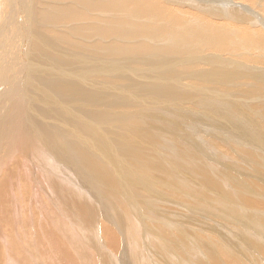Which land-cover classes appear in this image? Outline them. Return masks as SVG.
<instances>
[{
    "label": "rangeland",
    "instance_id": "rangeland-1",
    "mask_svg": "<svg viewBox=\"0 0 264 264\" xmlns=\"http://www.w3.org/2000/svg\"><path fill=\"white\" fill-rule=\"evenodd\" d=\"M8 1L9 0H5V1L0 0V8L1 7L3 8V9L2 8L0 9V17L2 15V13H5L3 11L8 10V8H9V6H8L9 3L7 4ZM20 1H22V0H20ZM82 1H86V0H82ZM91 1H95V0H91ZM158 1H160L161 3L171 7V11H172V15H173L171 17L173 19L176 20L177 17L175 15H178V17H180V19L186 21V23L178 22L177 29L178 28L180 29L181 27L187 26V25L191 26L190 24L193 23V25L198 26L197 30H202L205 34L214 35L215 28H219L221 26L222 29L220 31L223 30V32L225 31V34L227 33L226 35H227L228 42L226 44V47L221 49L217 44L206 43L205 42L206 40H204V39H200V41L197 39H193L192 36L190 35V32H189V34H188L189 41H185L181 45L182 48L187 47L188 51H185V53L182 54L181 56H179L176 59V61H175V59L172 60L171 63L169 64L170 66L168 65V66H166V68L162 67L160 71L159 70L156 71L157 66L164 65V64L162 63L163 58L160 57L157 53H156L157 55L152 56L153 54H155L153 52L152 53L146 52L143 55H139L138 57H136L139 60V62H136L134 64L132 63L130 65L124 61H123L124 63L121 61V60L125 59L122 55L114 57V56H112V54L108 53V55H106V54L99 55V56H102L103 58L95 56L94 55L95 53L105 52L106 50L103 51V48L109 47L110 45H114V44L116 46H120V45H124V43H125L124 46L128 45V46H132V47H138V46H140V43H142V45H143L144 42L146 43V44L144 43L145 46H147V45L151 46L152 44L150 42H147V40H145L144 37H142V36L141 37L135 36L136 38H130V37L125 38L124 36H122V37H118L115 35L106 36L104 34H103V36L101 34L88 35L87 32H84L87 35L77 34L76 32H74L75 29H77V28L79 29L81 27L80 25H82L84 28H86L85 30H87L88 25H90V23H96L94 21V19H97V18L102 19V21L98 20V21H101V23L100 22L97 23L98 25H101V26H102V24H103V26L109 25V21L106 20L105 15H102L98 12H92V11H91L92 13L89 12L88 9L85 8V5L80 3V0H27V2H25V4L20 3L21 7L19 6L18 3L14 7V10L17 12L16 18L14 21H16V22L18 21L17 22L18 24L16 22L12 21L11 24L13 25V23H14V25L11 27L14 29V35L15 34L16 35L14 36L12 34V30H10V28H9V30H6L5 32H4V28H3V31H2V35H3V33L5 34V35H3V37L5 36L4 37L5 40L8 39L6 41V44H7V46L9 45L8 46L9 48L7 47L8 51L5 54L9 53V56L11 57V62H12V63L11 62L9 63V62L4 61L3 64H4L5 68H7L9 66L7 68L8 69L7 73H8V76H10V77L5 78V74H3V77L0 76V82H1L0 84L6 83L7 81L12 82V84L14 83L15 85L18 86V89L15 91L16 93L12 96V99H9V101H11V102L13 101L12 103L8 101L9 104L7 103L6 96L1 91L2 88L0 90V108H3L2 110L0 109V133L4 132L2 130V127H4L3 126L4 122L6 121V119L9 116H11V114L8 112V109H10L11 106L21 105L23 107L24 112L22 113V116L20 118H21V121H23L25 123H26V118H28L26 116V109L28 106L30 107L31 115H32L33 111L36 109V107L40 108L42 106L43 107L46 106L45 104L43 105V102L41 100L42 95H43L42 93H44V92L40 91L41 93L39 92V93L35 94L38 88H40L42 90H44L46 88V91L44 94H46V93H47L46 95H48L49 93L53 94L55 96L54 100L58 101V104H59V102L62 103V104L60 103L62 108H69L68 119L66 121H63L62 117H60V118H54V117L50 118L48 116L44 117V115H42L41 113H39L37 111L36 113H38V115L40 114L39 118L42 117V120L44 119L45 121L48 122L46 124L48 125L49 128H47L48 130H46V131H49L52 134H54L56 139H57V137H59V139H61V140L65 139L64 138L65 133L63 134L62 131L68 132L69 129H66L65 126H62L61 127L62 131L60 130V132H58L57 130H53L52 126H61V124L62 125L66 124L68 127H71L72 129H74L75 132H77V134H76V137L78 136L77 138L75 137V135L71 136V138L74 141H75V139L77 140V141H75V142H77L75 144H83V147H82V145H80L82 148L78 147V149H81L82 151H84L86 153L88 151L87 148H84V147H86L84 145L86 141H88V142L91 141L92 144H94V145L96 144V146H98L99 148L104 147L103 150L104 151L107 150V152H105V153L103 152V153H101V155L96 154V153L88 154L89 151L87 154H88V157H90V158L96 157L98 159L99 164L102 166V168L104 167L103 170L105 172V175L108 178H110L112 176V178L115 180V181L113 180L112 182H113V184H115L114 188L117 191H115V193H114V191H112L113 190V188H112L111 191L106 192V190H103L100 183H98L96 181L94 182L93 177H91L89 175L85 176V173L82 172V171H84V167H85L83 162L80 163L81 166L83 165L82 166L83 168H80L81 166L80 167L78 166L80 168L78 170L75 168L70 169L71 167H69L67 164H65L64 161L57 160L53 154H51L50 152H47V150L42 149L43 153L44 154L46 153L45 156L50 160V162L54 163L53 165L57 166L56 168L59 169V168L64 166L62 169H59V170H60V175H62V177H64L66 179V181L70 182V183H68L69 186H67V187H69V188L71 186L74 187L72 189H78V187H79L78 191L79 190H80V192L82 191L81 192L82 194L87 195V196L90 195L89 199L83 198L81 196L87 203H90V202L93 203L95 201H99V199L102 198L101 201H103V200L106 201L108 203V207L106 209L100 208L98 206L99 205L98 202H95V203L90 204L88 206V204L85 201H83V199H82L81 203L78 200L77 201L78 203H76L77 204L76 207H74L75 209L72 208V209H74L73 211L66 213V211L64 210V214L65 213L66 214L62 215V218H61V216L59 217V219L61 218L64 220V223L62 224L63 230L62 229L59 230L56 228V225L51 222V220L53 222L55 221V214L53 212H56V211H54L53 206H52V208L47 207L49 209L47 211V213L45 212L46 210H41L40 203L36 204L34 206L32 204V201L34 202L36 200L38 201L41 199L45 203L46 202L45 197L44 198L32 197L33 195H32V191L30 188L31 184L26 183L23 185L20 182L18 184V189H16L13 192V195L15 196V200L19 206L18 207L19 211H20V212H18L20 214L19 220L15 219L16 221L13 220V223H12V221L8 222L9 218L7 219V217H6L5 220H7V221L3 222L4 216H0V217H3V218H1V224L4 226L3 227L1 225V231H2L3 237L8 238V237L13 236V238H12L13 241L11 240L12 241L11 245L10 244L3 245L1 240H3V242H4V241H6V239H4V238L2 239L0 236V239H1L0 240V247L3 246L2 250L4 251L5 256L6 257L8 256V258L10 259L9 264H32L31 262H33V264H37V263L41 264V262H43V260L46 261L49 258V256H48L49 254H47L48 258H46V259H44V257H46L44 255H45V253H48L50 249H52L51 247H53V245L57 246L58 250L62 249L59 251V253H61L60 254L61 256H58L59 258L58 259L56 258L55 260H54V258L52 259L50 257L48 259V261H46L45 264H57V263L58 264H67V263L68 264H81V263L82 264H89V263H91V264H93V263L94 264H105V261H106V264H118V263L119 264H213V263L214 264H264V260H263L264 259L263 258L264 257V180H263L264 179V89H263L264 88V76H263V73H264V53L262 52L263 50H261V49H264L263 48L264 45H261V43L263 42L264 39L256 41V39L254 38V36H257V35L263 36V38H264V14H262L259 11V9H262L264 7V0H249V1L248 0H228V2L230 3V6H228V8L223 7L225 5H223L221 0H212L211 3L209 1L205 4H201L203 8H206L205 5H210V4L211 5L209 7H212V4H213L216 8L213 7V10H212L213 13L212 14H210L211 12H207L206 9L201 10L199 7H198V9H194L195 7L192 8V7L188 6V0H172L171 2L167 1V0H158ZM53 3H55V4H53ZM50 7L51 8H53V7L54 8H64V7L65 8L71 7L72 8L73 7V9L75 11L77 10V12L83 13L84 14L83 17L85 19L64 20L65 22L64 21H57V22L56 21L55 22L54 21H46L45 22V21L40 20L38 18L40 13L44 12V10H46L47 8L49 9ZM27 9H29V10H27ZM83 9H84V11H83ZM224 9H227V10L224 11ZM11 10L8 13L6 11L8 19L11 18L10 17ZM28 12H30L32 19L29 18L28 19L29 21L27 20V24H26V23H24L25 17H22V14L27 15ZM179 12L185 13L186 16H181V14ZM187 13H188V16H187ZM36 14H37V16H36ZM93 14H95V15H93ZM96 14H98V15H96ZM101 15H102V17H101ZM216 15L217 16L220 15V16L217 17ZM257 15H259V16H257ZM108 17H109V15H108ZM190 17H192V18L194 17V18L190 19ZM199 17H200V19H197ZM89 18H91V19H89ZM103 19L106 21V23H102V22H104ZM173 19H171L172 22H173ZM71 21H73V22H71ZM75 22H76V24H75ZM198 22H200V23H198ZM145 23L148 26L152 25L150 22L144 21V24ZM1 24L3 25L2 21L0 20V25ZM21 25L23 27H21ZM54 25H55V27H54ZM71 25H73V26H71ZM26 26H27V28H25ZM31 26L35 27L36 31L38 33H40L42 39L46 40L48 38L47 39L48 42L51 41L53 46L57 47V45H59L60 47L58 46V48H62L63 50H66L68 48L64 52H58L56 54H54L55 52H53L54 55L52 54L57 59L64 58L63 60H65V61H67L69 59L70 61L69 60H68L69 62L67 61L69 64L68 66L63 67V66H60L59 64H57V65L53 64L52 65L51 62H49L43 58H40L39 60L36 61V59H38V58H33L32 56L31 57L29 56L30 48H32L31 44L34 43V42H31V39H30V37L33 36L32 34L34 32V30H33L32 34H31V31H30ZM83 27H81V28H83ZM104 28H106V27H104ZM246 28H247V30H246ZM27 29H28V32H27ZM177 29H176V32H177ZM233 29H235V30H233ZM25 30L27 33L25 35H23L25 33ZM226 30H227V32H226ZM242 30H244V32H246V33H244ZM249 31L250 32L253 31L252 36L249 35ZM245 35L248 36L249 38L246 37ZM23 36L30 39L31 43L28 46V49H27L28 51L26 50V48H24L23 43L20 42L22 40ZM43 36H44V38H43ZM45 37H47V38H45ZM111 37L113 39H111ZM251 38L253 39V41ZM89 39H90V41H88ZM141 39H144V40H141ZM160 39L161 40H157L156 44L157 43H158V45L167 44V41L165 40V36L160 37ZM245 39H247V40H245ZM254 39H255V41H254ZM244 40L248 43L247 44L248 46H249V43L252 42L254 44L253 47H251L249 49L248 46L245 44L246 42ZM243 41H244V43H243ZM74 42H75V44H74ZM131 42H133V43H131ZM240 42H241V44L239 45ZM70 43L72 46L70 45ZM137 43H139V44H137ZM108 44H110V45H108ZM133 44L134 45L136 44V45L134 46ZM101 45H103L102 48H101ZM241 45H244L245 47L241 46ZM255 45H256V47H255ZM215 46H217V47L215 48ZM73 47L74 48L76 47V49L74 50ZM202 48H203V50H202ZM244 48H245V50H244ZM246 49H248V50H246ZM4 51H5V49H4ZM20 51H22V52H20ZM24 51H27L28 54H26ZM17 52H20V54ZM48 53H50V52H48ZM61 54L63 56H60ZM26 55H27V58L25 57ZM132 56H136V55H132ZM166 58H169V57H166ZM160 60H161V62H160ZM71 62H72V64H71ZM121 62H122V64H121ZM154 62L156 64H154ZM158 62H159V64H158ZM102 63H104V64L102 65ZM112 63L117 64V68H119L120 72H121V70H123V72H121V73L117 72L116 75H112L111 77H110V75H108L104 72H98L97 73L96 67H107L108 65H110ZM93 65H95V66H93ZM148 65L152 66V68H150L148 70L150 75H145L144 73H142V71L144 69L149 68ZM4 66H3V68H4ZM124 68H126V69H124ZM141 69H143V70H141ZM173 69H175L176 71ZM77 70H79V71H77ZM169 70L170 71L173 70L172 73H174V75L170 76V74L168 73ZM209 70H217V71H219V73L214 71L215 72V74H214V72L212 73V71H211L208 74ZM227 70L228 71H234V72H237L239 70V72L241 73V74H239L240 80L238 82H234L233 84H230L229 86H226V87L220 89V87L217 84H214L215 80L212 81L214 84L213 85L211 81L208 82L207 78H205L206 73H207V75H210L212 73L213 76L212 75H210V76H212L213 78L216 77L217 74L219 76H221L222 73L223 74L226 73L225 74L226 80L225 79L223 80V82H226L227 80H229V78H227L228 77L227 76ZM249 70H258V74L262 75V76L261 75L256 76V77L261 76V80L258 84L254 81V79L253 80L249 79L247 81L246 78L244 77V75L246 76V74L249 72ZM5 71H7V70H5ZM88 74H91V75H88ZM153 74H157V76L156 77L151 76ZM50 75H52V76H50ZM82 75L85 79L81 78L82 79V81H81V80H79L78 76H82ZM54 76H56L57 79L54 78ZM125 76L126 77L129 76V78H126ZM133 76H134V78H133ZM235 76H238V75L236 74ZM62 77H64V78H62ZM97 77H99V78H97ZM130 77H132V78H130ZM124 78H126V79H124ZM157 78H159L161 80L165 79V81L167 79H176V80L180 79L179 80L180 82H179V84L176 83L175 85L172 83L163 84L161 82H157L156 80H154ZM220 80H221V78H220ZM220 80H219V82H222ZM68 81L71 84H73V86H74V88L73 87H71V88L79 91V93H76V95L82 96L83 94H87V95L91 96L90 99L85 98V97L84 98L83 97H75V95L73 94L72 97H75L76 100L70 101L68 96H66V94H65L66 93V87H68L66 82H68ZM83 81H85V82L88 81V84L82 85L81 82H83ZM97 81H99L101 84L99 82L97 83ZM121 81H123V82H121ZM128 83L129 84L131 83V85L132 84H134V85L129 86ZM102 84L104 86H100ZM108 84H109V86H108ZM122 84H123V86H121ZM125 84H127V85H125ZM183 84H184V86H182ZM235 84H237V85H235ZM242 84L245 86H243ZM23 85H29V86H33V87H31V90H28V91H25L24 93H22L21 89H22ZM50 85H53V86H50ZM110 85H111V87H110ZM147 85H152L154 87L157 86L158 88H163V87L171 88V89L173 88V89H175L177 95H175L174 97L165 98V99L154 97V95H151L150 97L152 99L151 98H150L151 100L149 99L150 102L144 98H143V100L142 99L138 100L137 97H140L138 94L140 92H142L141 89L143 88V86H147ZM90 86L92 89L90 88ZM174 86H176V87H174ZM112 87L114 89L115 88L116 89L114 90ZM50 88H54V89L49 90ZM62 88H64V89H62ZM117 89H119V90H117ZM64 90H65V92H64ZM111 90H112V92H111ZM92 91L95 93V95H94V93H91ZM100 91L103 94H101ZM247 91H254V93H246ZM80 92H82V93L80 94ZM205 92L206 93L211 92V93H214L218 96L222 95L221 99L222 98L223 99L222 100L219 99L220 101L218 100V102H216V104H215L216 106H214V107L205 105L206 102H204L202 100V99H204L203 94ZM96 94H97V96H96ZM127 95H129L131 98ZM43 97L46 98V96H44V95H43ZM125 97H126V99H125ZM47 98H48V96H47ZM128 98H130L129 99L130 101L128 100ZM172 98H174L175 100ZM93 99H96V100H93ZM102 100L103 101L104 100L112 101L111 105L106 106ZM123 100L125 101L126 104L123 102ZM127 100L129 102H127ZM162 100H166L167 102H169V104L166 101H162ZM247 100L248 101L250 100V101L248 102ZM76 101H78V103ZM86 101H87V103H86ZM171 101H173V102H171ZM174 101H177V102H174ZM252 101H254V102L251 103ZM14 102H16V104ZM92 102L94 105L92 104ZM163 102L165 104H163ZM201 102H203L204 104H202ZM240 102H241V104H240ZM245 102L248 104H244ZM97 103H99V104H97ZM159 103H161V104H159ZM170 103H171V105H170ZM24 104H25V106H24ZM173 104L175 107L173 106ZM120 105H122V106H120ZM168 105H169V107H168ZM113 107H114V109H113ZM200 107H202V108L200 109ZM70 108L72 109L73 113H72ZM123 108H124V110H123ZM43 109L47 110V108H43ZM209 109L210 110L212 109V110L210 111ZM158 110L160 111V113ZM41 111H43V110H40V112ZM107 112H110V113H107ZM116 112H118L119 114H127L128 117L126 119L123 117H120L119 114ZM166 112H167V114H166ZM179 113H181L182 115ZM97 114H99V115H97ZM101 115L104 117H102ZM95 116H98V117L95 118ZM112 116H114V117H112ZM15 117L16 116L12 115L11 119H13L15 121L20 119V118H15ZM32 117H33V115H32ZM212 117L214 119H212ZM122 120H124V121H122ZM181 120H183V121H181ZM241 120H244L246 122L242 123V122H240ZM25 123H24V125H25ZM76 123H78V126L81 125L83 130L81 129V126L80 127L76 126L75 125ZM44 124H45V122H44ZM84 126H87L88 128L87 127L84 128ZM25 128L26 127H24V129ZM77 128L80 130H78ZM89 128L92 130H90ZM125 129H127L128 132H126ZM93 130H95V131H93ZM140 132L142 134L144 133L145 136H150L151 132H152V134L156 133V136H158V137L155 139V141L147 142L145 140V138H143V135H142V137L139 139L140 142H138L136 140L134 141V136H135V138L138 139V135ZM79 136H81V137H79ZM188 136H189V138H188ZM9 137H11V136H9ZM12 137H14V136H12ZM97 137H98V139H100V137H101V139L98 140ZM103 140H104L105 145L103 144ZM96 141L98 144L96 143ZM56 142L57 141L55 140L54 145H56ZM71 142H73V141H71ZM82 142H84V143H82ZM117 142H118V144H117ZM139 144H141V147L138 150H133V151L131 150V152L125 150V149H128V147L130 148L131 145L135 148L139 147L140 146ZM144 144H147V145H144ZM186 144H187V146H186ZM155 145H157V146H155ZM144 146L145 147L147 146L146 147L147 149ZM150 146H151V149H148ZM152 146L154 149L152 148ZM4 147H7V143H5V142L2 143L1 135H0V148L2 150L0 152V157L5 153V151H7V148H9V147H7L5 149ZM75 147L77 148V146H75ZM107 147L109 148V150ZM142 147H143V149H141ZM84 149H86V150H84ZM130 149H133V148H130ZM236 149H237V151H236ZM156 150H157V152H156ZM124 151L127 152V154L125 152L126 155H128V153H129V155L128 156L124 155ZM139 151H141L143 153H145V151H146V153L149 152L150 155L147 156L148 157L147 158V157H144V154L142 153V156H141V154H139L140 153ZM158 151H159V153H158ZM108 152H110V153H108ZM133 152H135L134 153L135 155L131 154ZM186 152H188V154ZM195 152H196V154H195ZM47 154H48V156H47ZM104 154H107V156H105ZM138 155L141 157H144V159H146V160H150L151 165L145 169V166L143 164L145 163L146 160H144V163L141 162L140 160H137L136 156L138 157ZM49 156H50V158H49ZM133 157H135V158H133ZM161 157H163V158H161ZM26 158L30 162L31 166L34 168V166L37 162L34 161L27 154H26ZM204 158H205V160H204ZM158 159H160V160H158ZM118 163H119V166H117ZM136 163L138 164V166H136L137 165ZM109 164L112 165V167ZM156 165L158 167H162L163 173L160 174L158 171H152V167H154ZM150 167H151V169H149ZM2 169H5V167H2ZM120 173H122L123 175L126 173L125 177H123L122 174L119 175ZM117 176L118 177L121 176L119 178H120V180L121 179L122 180L120 181L119 178H117ZM162 176H163V178H162ZM172 176L174 178H172ZM236 176L238 177V179ZM70 177H72V179H68ZM78 178H80V179H78ZM177 178L180 180H178ZM240 178L242 179V181H244L243 183H244L245 187H251V188H249V189L247 188L248 189L247 191H243L240 188H238L239 187L238 182L242 183V181H240L241 180ZM257 178H258V180L259 179L260 180L258 181ZM81 180H83V181H81ZM253 180L257 181V182L253 183ZM186 182H188V183H186ZM247 182H249V183H247ZM126 183H127V185H129V187H127ZM122 184L125 186H123ZM20 185H21V188H20ZM78 185H80V186H78ZM118 185H119V187H117ZM120 185H121V188H120ZM75 187H77V188H75ZM93 187L95 189H93ZM123 188H124V190L126 188L127 189L124 191V190H122ZM149 189L151 190V192L149 191ZM167 189H169V190H167ZM153 190L155 192H157L156 195H155V192ZM109 192H110V195H109ZM162 192H163V194H165L163 196L165 199H163V197L160 195ZM211 192H212V194H211ZM85 193H87V194H85ZM91 193L94 195H92ZM98 193H99V195H98ZM106 193H107V196L105 195ZM241 193H243L244 195L247 194L249 198L251 197V199L254 198L257 205L251 206V208H249L250 206L247 207V205L243 204V200L241 199V197H242ZM114 194H115V196H114ZM97 196H101V197L97 198ZM108 196H111L112 200H111V197H108ZM138 196L141 199H138ZM95 197H96V199H95ZM91 198L95 199V201H92L93 199H91ZM143 199H147V203ZM235 199H237V200H235ZM113 200H114L115 205L111 203V201H113ZM127 201H128V204H127ZM61 202H63L65 204V199H62ZM119 202H120V204H119ZM163 202L165 204L164 206H163V204H161ZM132 203L134 204V206ZM139 203H141V204H139ZM167 203H175L176 205H178V206H175V209H169V210L173 211L174 214L176 213L175 214L176 217L169 216V218H165V220H169L170 222H173V223H169V225L166 223H162L163 226L161 225L160 229H159L156 226H159L160 224L159 223L155 224L152 221L155 219V218H153L154 217L153 211L160 210L162 212V214L164 215L168 211L167 210L168 208L166 207ZM237 203H240L239 204L240 207L236 206V205H238ZM130 204H132V206L129 207L128 205H130ZM234 204H236V205H234ZM244 205L248 209H246ZM77 206H79V207H77ZM114 206L116 209H118V210L120 209L121 212L123 210V214L127 217V222H124V223H126L127 227L120 226L121 229L123 228L122 230H124V233H125V234L124 233L123 234L126 237H124V235H123V237H122V235H119L113 227H111L110 225L107 224V221H106L107 219L105 217L103 210H106L109 213V216L111 213H117L118 217L123 215V214L121 215V213L118 214V212L116 210H115L116 212H113ZM141 206H144V207L141 208ZM131 207H133L132 208L133 211L135 210L133 212V215H132V211L130 209ZM136 207H137V209H136ZM163 207H164V211H163ZM252 207H256L257 208L256 211L254 210L255 208H252ZM110 208H111L112 212L110 211ZM85 209H86L87 213L85 212ZM147 209H149V210H147ZM223 209H224V211H222ZM80 210H83V211H80ZM233 211L235 213L232 214ZM240 211H241V213H240ZM253 211H255L256 214H254L255 212H253ZM75 212H76V214H74ZM140 212H141V214H139ZM44 213H46V214H44ZM100 213H102V216H104L105 218H102L100 216ZM213 213H215V214H213ZM247 213H249V214H247ZM167 214H171L170 211ZM45 215H46V217L49 215L50 216L48 218H45ZM81 216L83 217V220H82ZM141 216L144 218H142ZM211 216H213V217H211ZM242 216H243V218H242ZM133 217H135V219ZM170 217H173V218H170ZM183 217L184 218L186 217V218L184 219ZM215 217H218V218H215ZM240 217L244 223L243 222L241 223L242 220H239ZM86 218L88 219L87 221H86ZM98 218H100V219H98ZM101 219L102 220L104 219L103 220L104 222L101 221ZM156 219H162V218L157 217ZM74 220H76V221H74ZM96 220L101 222V224L103 223L102 226H109L110 228L114 229V230L112 229V231H115V232H113L114 233L113 235H118V239L120 240V242H118L120 248L122 245V246H124V248L127 247V250L129 249L127 251L129 253L128 254L129 257L127 255H125L124 258L122 259V262L120 261V259H118L119 261L117 262V260H116V263H114L115 262L113 260L114 253H112V251H110V250L112 247L116 248L118 246V244H114V246L109 245V241L107 238H105L104 232L100 231V228L95 227ZM77 221H79V222H77ZM210 223H211V226H210ZM230 223H232V224L235 223V225H232ZM207 224H208V227H207ZM227 224H229V225H227ZM76 225H78L81 228V232H82L81 235L76 234V232H77ZM133 225H134V229H135L136 225L138 226L135 232L130 230L131 226H133ZM139 225L142 226V229ZM178 225H179V227H178ZM225 227L228 229L231 228V229H233V231L231 229L228 230ZM254 228H258V229H254ZM158 229H159V231H158ZM144 231L148 233L146 235V237H145V234L143 233ZM187 231L188 232L190 231V232L188 233ZM184 233H187L186 237L184 236ZM194 233H196V234H194ZM6 234H9V235H6ZM108 234H109V232H108ZM188 234H189V237H188ZM150 236L152 238H150ZM229 236H233V237H229ZM235 236H236V239L234 238ZM77 237H81V239L83 240L84 243L79 245L80 242L75 241V238H77ZM231 238H233V239H231ZM215 239H217V240H215ZM225 239H227V241ZM50 240H51L52 244L50 243ZM207 240H209V241L206 242ZM220 240H221V242H220ZM228 240H230L232 243ZM86 241H87V243H86ZM202 241L206 244H204ZM123 243H125V245ZM201 244L203 247L201 246ZM213 245H214V247H213ZM83 248H85V249H83ZM161 248H163V249H161ZM228 248L232 249L233 251L232 250L229 251ZM241 248H242V250H240ZM38 250H41V252ZM61 251H63V252H61ZM114 251H116V250H114ZM16 252H18V254H20V256L18 254H16ZM217 253H218L219 257L217 255ZM42 254H44V255H42ZM14 255H16V256H14ZM30 255H32V256H30ZM37 255H40V256H37ZM91 255L93 258L91 257ZM211 255H213V256H211ZM118 256H119V254L117 253V257ZM120 256H121V254H120ZM120 256L118 258H120ZM28 258L31 259V261L28 260ZM261 258H263V259H261ZM211 260H213V261H211ZM102 261H104V262H102ZM44 262L42 264H44Z\"/></svg>",
    "mask_w": 264,
    "mask_h": 264
},
{
    "label": "bare ground",
    "instance_id": "bare-ground-1",
    "mask_svg": "<svg viewBox=\"0 0 264 264\" xmlns=\"http://www.w3.org/2000/svg\"><path fill=\"white\" fill-rule=\"evenodd\" d=\"M5 1V0H4ZM167 1H172V0H167ZM210 1V3H211V1L212 0H188V6H190V7H195L194 9H198V7L201 9V10H204V9H206V11L207 12H211L210 14H212L213 13V7H215L213 4H212V7H209L210 5H205V7L206 8H203L202 7V5L201 4H205V3H207V2H209ZM249 1V0H248ZM25 2H27V0H22V1H20V0H9L8 2H7V4H8V6H9V8H8V10H6L7 11V13L11 10V15H10V19H8V16H7V13H6V11H3V12H5V13H2V15H1V17H0V20L2 21V23H3V25L1 24L0 25V76H2L3 77V74H5V78H9L10 76H8V67L7 68H5V66H4V61H6V62H11V57L9 56V53L8 54H5L8 50H7V47L9 46H7V44H6V41L8 40H5V36L3 37V35H5L4 33H3V35H2V31H3V28H4V32L6 31V30H9V28H10V30H12V34L14 35V29L11 27V26H13L14 25V23H13V25L11 24L12 23V21H14L15 20V18H16V15H17V12L14 10V7L16 6V4L18 3L19 4V6H20V3H22V4H25ZM221 2L223 3V5H225V6H223V7H226V8H228V6H230V3L228 2V0H221ZM38 3V2H37ZM68 3V2H67ZM80 3L81 4H84L85 5V8H87L88 9V11L89 12H98V13H100V14H102V15H105L106 16V20L107 21H109V25L107 26V25H105V26H103V24H102V26L101 25H98L97 23H101V21H102V19H94V21L96 22V23H90V25H88V27H87V30H85L86 28H84L82 25H80L81 27H83V28H77V29H75V31L74 32H76L77 34H84V35H98V34H101L102 36H103V34L104 35H106V36H108V35H115V36H118V37H122V36H124L125 38H136L135 36H142V37H144V39L145 40H147V42H150L152 45L151 46H149V45H147V46H145L144 45V43H143V45H142V43H140V46H138V47H132V46H128L127 44V46H124L125 45V43H124V45H120V46H116L115 44L114 45H110V44H108V45H110L109 47H105V48H103V51L104 50H106L105 52H98V53H95L94 55L95 56H97V57H100V58H103L102 56H99V55H101V54H106V55H108V53H110V54H112V56H114V57H116V56H119V55H122L125 59L124 60H121L122 62L124 61V62H126V63H128L129 65L130 64H134V63H136V62H139V60L136 58V57H138L139 55H143V54H145L146 52H150V53H155V54H153L152 56H155V55H159L160 57H162L163 58V61H162V63L164 64V65H159V66H157V68H156V71L157 70H161V68L162 67H165L166 68V66H168L170 63H171V61L172 60H174L175 59V61H176V59L179 57V56H181L182 54H184L185 53V51H188V48L187 47H184V48H182L181 47V45H182V43H184L185 41H189V39H188V34H189V32H190V35L192 36V38L193 39H197V40H199L200 41V39H204V40H206L205 42L206 43H209V44H217L221 49L222 48H224V47H226V44H227V42H228V39H227V33L225 34V31L223 32V30L222 31H220L222 28H221V26L219 27V28H215V32H214V35H212V34H205L202 30H197V27L198 26H196V25H193V23H191L190 25L191 26H183V27H181L180 29L178 28L177 29V27H178V22H181V23H186V21L185 20H182V19H180V17H178V15H175L177 18H176V20L175 19H173L171 16H173L172 15V11H171V7L170 6H167V5H165V4H163V3H161L160 1H158V0H95V1H91V0H86V1H82V0H80ZM2 4V3H1ZM53 4H55V3H53ZM52 4V5H53ZM57 4V3H56ZM77 4V3H76ZM80 4V5H81ZM220 4V3H219ZM36 5V4H35ZM38 5V4H37ZM41 5V4H40ZM69 5V4H68ZM262 5V4H261ZM23 6V5H22ZM46 6V5H45ZM51 6V5H50ZM75 6V5H74ZM82 6V5H81ZM220 6V5H219ZM222 6V5H221ZM5 7V6H4ZM21 7V6H20ZM84 7V6H83ZM209 7V8H208ZM2 8V7H1ZM0 8V9H1ZM216 8V7H215ZM3 9V8H2ZM6 9V8H5ZM76 9V8H75ZM80 9V8H79ZM26 10V9H25ZM27 10H29V9H27ZM41 10V9H40ZM44 10V9H43ZM219 10V9H218ZM223 10V9H222ZM225 10H227V9H224V11ZM39 11V10H38ZM80 11V10H79ZM83 11H84V9H83ZM259 11L262 13V14H264V7L262 8V9H259ZM27 12V11H26ZM41 12V11H40ZM91 12V13H92ZM237 12V11H236ZM24 13V12H23ZM180 14H181V16H186V14L185 13H181V12H179ZM256 13V12H255ZM99 14V15H100ZM257 14V13H256ZM83 13H81V12H77V10L75 11L74 9H73V7L71 8V7H64V8H47L46 10H44V12H41L40 13V15H39V19L40 20H42V21H64V20H70V19H85L84 17H83ZM93 15H95V14H93ZM96 15H98V14H96ZM102 15H101V17H102ZM108 15H109V17H108ZM192 15V14H191ZM190 15V16H191ZM36 16H37V14H36ZM87 16V15H86ZM187 16H188V13H187ZM193 16V15H192ZM201 16V15H200ZM214 16V15H213ZM217 16V15H216ZM220 16V15H219ZM219 16H217V17H219ZM248 16V15H247ZM257 16H259V15H257ZM261 16V15H260ZM22 17H25V22L24 23H26L27 24V20L29 19V18H31L32 19V17H31V15H30V12H28L27 13V15L26 14H22ZM95 17V16H94ZM108 17V18H107ZM215 17V16H214ZM192 17H190V19H191ZM194 18V17H193ZM192 18V19H193ZM20 19V18H19ZM89 19H91V18H89ZM171 19H173V22H172V20ZM197 19H200V17L199 18H197ZM218 19V18H217ZM220 19V18H219ZM223 19V18H222ZM18 20V19H17ZM38 20V19H37ZM39 20V21H40ZM87 20V19H86ZM98 20H101V21H98ZM104 20V19H103ZM29 21V20H28ZM31 21V20H30ZM77 21V20H76ZM144 21L145 22H150L152 25H150V26H148L146 23L144 24ZM196 21V20H195ZM194 21V22H195ZM199 21V20H198ZM14 22H16V21H14ZM18 22V21H17ZM16 22V23H17ZM20 22V21H19ZM65 22V21H64ZM71 22H73V21H71ZM70 22V23H71ZM90 22V21H89ZM189 22V21H188ZM239 22V21H238ZM15 23V24H16ZM67 23V22H66ZM69 23V24H70ZM102 23H106V21L104 20V22H102ZM196 23V22H195ZM198 23H200V22H198ZM259 23V22H258ZM18 24V23H17ZM20 24V23H19ZM25 24V25H26ZM45 24V23H44ZM68 24V25H69ZM75 24H76V22H75ZM149 24V23H148ZM216 24V23H215ZM254 24V23H253ZM9 25V26H8ZM29 25V24H28ZM27 25V26H28ZM74 25V24H73ZM73 25H71V26H73ZM79 25V24H78ZM203 25V24H202ZM8 26V27H7ZM27 26L25 27V28H27ZM46 26V25H45ZM75 26V25H74ZM223 26V25H222ZM227 26V25H226ZM243 26V25H242ZM17 27V26H16ZM21 27H23L22 25H21ZM38 27V26H37ZM42 27V26H41ZM54 27H55V25H54ZM77 27V26H76ZM104 27H106V28H104ZM43 28V27H42ZM69 28V27H68ZM19 29V28H18ZM41 29V28H40ZM39 29V30H40ZM44 29V28H43ZM176 29H177V32H176ZM34 30V32H33V34H32V31ZM84 30V31H83ZM183 30V31H182ZM225 30V29H224ZM233 30H235V29H233ZM245 30V29H244ZM244 30H242L243 32H244ZM246 30H247V28H246ZM256 30V29H255ZM263 30V29H262ZM22 31V30H21ZM30 31H31V34L33 35L32 37H30V39H31V42H34V43H32L31 44V46H32V48H30V51H29V56L31 57H33V58H38V59H36V61L37 60H39L40 58H43V59H45V60H47V61H49V62H51L52 63V65L54 64V65H57V64H59L60 66H68L69 64H68V62L70 61L69 59V61L67 62V61H65V60H63L64 58H60V59H57L56 57H54L53 55L54 54H56V53H58V52H64V51H66V50H63L62 48H58V46L59 45H57V47L56 46H53L52 45V42L50 41V42H48V38L47 37H45V38H47L46 40H44V39H42L41 38V35H40V33H38L37 31H36V29H35V27H30ZM41 31V30H40ZM261 31V30H260ZM23 32V31H22ZM27 32H28V29H27ZM26 30H25V33L23 34V35H25L26 33ZM49 32V31H48ZM84 32H87V34H85ZM226 32H227V30H226ZM11 33V32H10ZM16 33V32H15ZM232 33V32H231ZM244 33H246V32H244ZM252 34H253V31H249V35H251L252 36ZM16 35V34H15ZM14 35V36H15ZM21 35V34H20ZM12 36V35H11ZM163 36H165V40L167 41V44H160V45H158V43L156 44V42H157V40H161L160 39V37H163ZM246 36V35H245ZM250 36V37H251ZM84 37V36H83ZM139 37V38H140ZM246 37H248V36H246ZM43 38H44V36H43ZM100 38V37H99ZM249 38V37H248ZM254 38L256 39V41L257 40H263L264 38H263V36H260V35H257V36H254ZM29 38H26L25 36H23L22 37V40L20 41V42H22L23 43V45H24V48H26V50L28 49V46L30 45V39L28 40ZM95 39V38H94ZM111 39H113L112 37H111ZM117 39V38H116ZM144 39H141V40H144ZM252 39V38H251ZM255 39H254V41H255ZM19 40V39H18ZM28 40V41H27ZM109 40V39H108ZM128 40V39H127ZM139 40V39H138ZM245 40H247V39H245ZM244 40V41H245ZM88 41H90V39L88 40ZM121 41V40H120ZM140 41V40H139ZM198 41V42H199ZM244 41H243V43H244ZM252 41H253V39H252ZM36 42V43H35ZM128 42V41H127ZM242 42V41H241ZM241 42L239 43V45L241 44ZM246 42V41H245ZM259 42V41H258ZM15 43V42H14ZM69 43V42H68ZM122 43V42H121ZM131 43H133V42H131ZM130 43V44H131ZM256 43V42H255ZM261 43V42H260ZM26 44V45H25ZM74 44H75V42H74ZM73 44V45H74ZM120 44V43H119ZM137 44H139V43H137ZM146 44V43H145ZM204 44V43H203ZM246 45L248 44L247 42L245 43ZM70 45H71V43H70ZM91 45V44H90ZM99 45V44H98ZM132 45V44H131ZM134 45V44H133ZM136 45V44H135ZM134 45V46H135ZM185 45V44H184ZM253 43L252 42H250L249 43V46H248V48L250 49L251 47H253ZM261 45H264V40H263V42L261 43ZM66 46V45H65ZM68 46V45H67ZM72 46V45H71ZM102 46L103 45H101V48H102ZM195 46V45H194ZM201 46V45H200ZM241 46H244V45H241ZM23 47V46H22ZM60 47V46H59ZM70 47V46H69ZM77 47V46H76ZM76 47L74 48V50L76 49ZM111 47V48H110ZM214 47V46H213ZM217 46H215V48H216ZM218 47V48H219ZM245 47V46H244ZM255 47H256V45H255ZM9 48V47H8ZM14 48V47H13ZM110 48V49H109ZM263 48H264V46H263ZM4 49H5V51H4ZM11 49V48H10ZM84 49V48H83ZM99 49V48H98ZM261 49V48H260ZM12 50V49H11ZM78 50V49H77ZM82 50V49H81ZM101 50V49H100ZM202 50H203V48H202ZM201 50V51H202ZM232 50V49H231ZM244 50H245V48H244ZM246 50H248V49H246ZM261 50H263L262 52L264 53V49H261ZM10 51V50H9ZM23 51V50H22ZM22 51H20V52H22ZM28 51V50H27ZM27 51H24L26 54H28V52ZM52 52L51 54L50 53H48V52ZM89 51V50H88ZM254 51V50H253ZM20 52H17V53H19L20 54ZM53 52H55L54 54H53ZM73 52V51H72ZM75 52V51H74ZM95 52V51H94ZM84 53V52H83ZM157 53V54H156ZM12 54V53H11ZM14 54V53H13ZM53 54V55H52ZM66 54V53H65ZM80 54V53H79ZM83 55V54H82ZM132 55H136V56H132ZM151 55V54H150ZM22 56V55H21ZM60 56H63L62 54L60 55ZM110 56V55H109ZM121 56V57H122ZM24 57V56H23ZM26 58H27V55L25 56ZM29 57V58H30ZM122 57V58H123ZM166 57H169V58H166ZM83 58V57H82ZM106 59V58H105ZM104 59V60H105ZM109 59V58H108ZM111 59V58H110ZM117 59V58H116ZM141 59V58H140ZM87 60V59H86ZM115 60V59H114ZM158 60V59H157ZM156 60V61H157ZM103 61V60H102ZM108 61V60H107ZM117 61V60H116ZM261 61V60H260ZM122 62H121V64H122ZM123 62V63H124ZM160 62H161V60H160ZM12 63V62H11ZM250 63V62H249ZM71 64H72V62H71ZM96 64V63H95ZM104 63H102V65H103ZM139 64V63H138ZM154 64H156L155 62H154ZM158 64H159V62H158ZM262 64V63H261ZM7 65V64H6ZM41 65V64H40ZM46 65V64H45ZM76 65V64H75ZM85 65V64H84ZM125 65V64H124ZM151 65V64H150ZM3 66H4V68H3ZM38 66V65H37ZM71 66V65H70ZM93 66H95V65H93ZM99 66V65H98ZM135 66V65H134ZM140 66V65H139ZM149 66V65H148ZM170 66V65H169ZM259 66V65H258ZM45 67V66H44ZM56 67V66H55ZM88 67V66H87ZM131 67V66H130ZM188 67V66H187ZM190 67V66H189ZM49 68V67H48ZM83 68V67H82ZM138 68V67H137ZM140 68V67H139ZM150 68H152V66H149V68H147V69H141V70H143L142 71V73H144L145 75H150L149 74V72H148V70L150 69ZM86 69V68H85ZM96 69H97V73L98 72H104V73H106V74H108V75H110V77L112 76V75H116V73L117 72H120V70H119V68H117V64H115V63H112V64H110V65H108L107 67H96ZM124 69H126V68H124ZM5 70H7V71H5ZM58 70V69H57ZM133 70V69H132ZM140 70V69H139ZM138 70V71H139ZM173 70H175V69H173ZM173 70H169L168 71V73L170 74V76L171 75H174V73H172V71ZM61 71V70H60ZM77 71H79V70H77ZM129 71V70H128ZM127 71V72H128ZM154 71V70H153ZM163 71V70H162ZM176 71V70H175ZM212 71V73L215 71V72H217V73H219V71H217V70H209L208 71V74L210 73ZM121 72H123V70H121ZM120 72V73H121ZM141 72V71H140ZM155 72V71H154ZM215 72H214V74H215ZM247 72V71H246ZM79 73V72H78ZM81 73V72H80ZM130 73V72H129ZM156 73V72H155ZM158 73V72H157ZM212 73L210 74V75H212ZM260 73V72H259ZM49 74V73H48ZM55 74V73H54ZM128 74V73H127ZM135 74V73H134ZM160 74V73H159ZM226 74V73H225ZM225 74H223L222 73V75L221 76H219L218 74H217V76L216 77H212V76H210V75H207V73H206V75H205V78H207V81L208 82H212L213 80H215L214 81V84H217L219 87H220V89L221 88H224V87H226V86H229L230 84H233L234 82H238L239 80H240V75L239 74H241L240 72H239V70L237 71V72H234V71H228L227 70V78H229V80H227L226 82H223V80L225 79L226 80V76H225ZM238 75V76H235V75ZM245 74V73H244ZM45 75V74H44ZM62 75V74H61ZM88 75H91V74H88ZM87 75V76H88ZM258 75H261V74H258V70H249V72L246 74V76L244 75V77L246 78V80L248 81L249 79L251 80H253L254 79V81L258 84L259 82H260V80H261V76H259V77H256V76H258ZM46 76V75H45ZM50 76H52V75H50ZM98 76V75H97ZM131 76V75H130ZM135 76V75H134ZM134 76H133V78H134ZM140 76V75H139ZM151 76H153V77H156L157 76V74H153V75H151ZM197 76V75H196ZM199 76V75H198ZM263 76H264V73H263ZM79 77V80H81L82 81V79L81 78H84L83 77V75L82 76H78ZM126 77V76H125ZM221 78V80H220V78ZM38 78V77H37ZM36 78V79H37ZM54 78H56V76H54ZM62 78H64V77H62ZM97 78H99V77H97ZM102 78V77H101ZM119 78V77H118ZM126 78H129V76L128 77H126ZM126 78H124V79H126ZM130 78H132V77H130ZM137 78V77H136ZM3 79V78H2ZM1 79V80H2ZM35 79V80H36ZM57 79V78H56ZM60 79V78H59ZM85 79V78H84ZM83 79V80H84ZM96 79V78H95ZM123 79V78H122ZM46 80V79H45ZM49 80V79H48ZM97 80V79H96ZM95 80V81H96ZM116 80V79H115ZM119 80V79H118ZM154 80H156L157 82H161V83H163V84H169V83H172V84H179V80L180 79H178V80H176V79H167L166 81H165V79L164 80H161V79H159V78H157V79H154ZM219 80L220 81H222V82H219ZM245 80V81H246ZM70 81V80H69ZM66 82V84H67V86L68 87H66V96H68V98H69V100L70 101H75L76 99H75V97H85V98H89L90 99V97L91 96H89V95H87V94H83L82 96H78V95H76V93H79V91H77V90H75V89H73L74 88V86H73V84H71L70 82ZM76 81V80H75ZM86 81V80H85ZM85 81H83V82H81V84L82 85H84V84H88V81L87 82H85ZM117 81V80H116ZM135 81V80H134ZM138 81V80H137ZM155 81V82H156ZM53 82V81H52ZM65 82V81H64ZM99 81H97V83H98ZM111 82V81H110ZM121 82H123V81H121ZM145 82V81H144ZM143 82V83H144ZM156 82V83H157ZM1 83V82H0ZM69 83V84H68ZM100 83V82H99ZM154 83V82H153ZM253 83V82H252ZM65 84V85H66ZM101 84V83H100ZM105 84V83H104ZM112 84V83H111ZM115 84V83H114ZM129 84V83H128ZM158 84V83H157ZM212 84H213V82H212ZM213 84V85H214ZM239 84V83H238ZM241 84V83H240ZM54 85V84H53ZM53 85H50V86H53ZM59 85V84H58ZM125 85H127V84H125ZM134 84H132L131 85V83L129 84V86H133ZM212 85V86H213ZM235 85H237V84H235ZM243 85V84H242ZM247 85V84H246ZM57 86V85H56ZM64 86V85H63ZM70 86V87H69ZM100 86H104L103 84L102 85H100ZM108 86H109V84H108ZM121 86H123V84L121 85ZM171 86V85H170ZM169 86V87H170ZM182 86H184V84L182 85ZM217 86V87H218ZM243 86H245V85H243ZM31 87H33V86H29V85H23V87H22V89H21V91H22V93H24L25 91H28V90H31ZM45 87V86H44ZM61 87V86H60ZM59 87V88H60ZM71 87H73V88H71ZM89 87V86H88ZM110 87H111V85H110ZM168 87V86H167ZM174 87H176V86H174ZM235 87V86H234ZM1 88H2V90H1ZM37 88V87H36ZM90 88H91V86H90ZM96 88V87H95ZM113 88V87H112ZM182 88V87H181ZM18 89V86L17 85H15L14 83L12 84V82H6V83H2V84H0V90L4 93V95L6 96V98H7V103H8V101H9V99H12V96L16 93L15 91ZM40 88H38L37 89V91H36V93L35 94H37V93H39L40 91H43L44 93H45V91H46V88L44 89V90H42V89H40ZM54 88H50L49 90H53ZM62 89H64V88H62ZM86 89V88H85ZM88 89V88H87ZM92 89V88H91ZM108 89V88H107ZM114 89V88H113ZM116 89V88H115ZM114 89V90H115ZM120 89V88H119ZM119 89H117V90H119ZM173 89V88H172ZM171 88H165V87H163V88H158L157 86L156 87H154V86H152V85H147V86H143V88L141 89L142 90V92H140L138 95L140 96V97H137V99L138 100H140V99H142L143 100V98L144 99H146V100H148L149 101V99L151 98L150 96L151 95H154V97H158V98H163V99H165V98H170V97H174L175 95H177V93H176V91H175V89H173L172 90ZM204 89V88H203ZM264 89V88H263ZM97 90V89H96ZM99 90V89H98ZM106 90V89H105ZM110 90V89H109ZM60 91V90H59ZM123 91V90H122ZM140 91V90H139ZM183 91V90H182ZM205 91V90H204ZM236 91V90H235ZM64 92H65V90H64ZM74 92V93H73ZM106 92V91H105ZM110 92V91H109ZM111 92H112V90H111ZM129 92V91H128ZM201 92V91H200ZM41 93V92H40ZM44 93H42L44 96H46V98L45 97H43V95H42V102H43V105L45 104L46 106H42V107H40V108H37L36 107V109L33 111V113H32V115H33V117H32V115H31V111H30V107L28 106L27 107V109H26V116L28 117V118H26V123L25 122H23V121H21V116H22V113L24 112V109H23V107L21 106V105H13V106H11L10 107V109H8V112L11 114V116H9L7 119H6V121L4 122V127H2V130L4 131V132H2V133H0V135H1V140H2V143H7V147H9V148H7V147H4L5 149L7 148V151H5V153L0 157V216H4V220H3V222L4 221H7V220H5V218L7 217V219L9 220L8 222H10V221H12V223H13V220H19V217H20V214L18 213V212H20L19 211V206H18V204H17V202H16V200H15V196L13 195V192L16 190V189H18V184L21 182L23 185L24 184H26V183H29V184H31V191H32V197H39V198H44L45 197V199H46V202L44 203L41 199L40 200H36V201H32V204L35 206L36 204H39L40 203V208H41V210H46L45 212L47 213V211L49 210L48 208H52V206H53V208H54V211H56V212H53L54 214H55V221L53 222L52 220H51V222L53 223V224H55L56 225V228L57 229H59V230H61L62 229V224L64 223V220L63 219H61L62 218V215H65L67 212L69 213L70 211H73L75 208L74 207H76V203H78L77 201L79 200V202L81 203V201H82V199L83 198H86V199H89L90 198V195L89 196H87V195H84V194H82L81 192H80V190L78 191V189H79V187H78V189H72V188H74V187H67V186H69V184L68 183H70V182H68V181H66V179L64 178V177H62V175H60V170L59 169H62L63 167H61V168H56L57 166H55V165H53L54 163H51L50 162V160L45 156V154L43 153V151H42V149H44V150H47V152H50L51 154H53L55 157H56V159L57 160H61V161H64L65 162V164H67L69 167H71L70 169H72V168H75V169H80V168H83L82 166H81V164L80 163H82L83 162V164L85 165V167H84V171H82V172H84L85 173V176L86 175H89V176H91V177H93V179H94V182L96 181V182H98V183H100V185H101V187L103 188V190H106V192L107 191H111L112 190V188H113V190L112 191H114V193H115V191H117L115 188H114V185L115 184H113V178H112V176L110 177V178H108L106 175H105V172H104V170H103V168H102V166L99 164V162H98V159L95 157V158H90V157H88V154H91V153H96V154H99V155H101V153H105V152H107V150L106 151H104L103 149H104V147H102V148H99L98 146H96V144L94 145V144H92L91 143V141L90 142H88V141H86L85 142V146L86 147H84V148H87V150L89 151V153H88V151L85 153L84 151H82L81 149H78V147H80V148H82L83 147V144H75V143H77V142H75V141H77L75 138V141L71 138V136H73V135H75V137H76V134H77V132H75L74 131V129H72L71 127H68L66 124H61V126H52V129L53 130H57L58 132H60V130H61V127L62 126H65L66 127V129H69V131L68 132H64V131H62V133L64 134L65 133V135H64V138L65 139H59V137H57V139H56V137L54 136V134H52L51 132H49V131H46V130H48L47 128H49L48 127V125L46 124V123H48L47 121H45L44 119L42 120V117L41 118H39L40 117V114L38 115V113H36L37 111L39 112V113H41L42 115H44V117L45 116H48V117H50V118H60V117H62L63 118V121H66L67 119H68V111H69V108H62L61 107V105H60V103L61 102H59V104H58V101H56V100H54L55 99V96L53 95V94H48V95H46V94H44ZM61 93V92H60ZM63 93V92H62ZM82 92H80V94H81ZM91 93H94L93 91L91 92ZM90 93V94H91ZM100 93H101V91H100ZM116 93V92H115ZM132 93V92H131ZM206 93V92H205ZM203 94V98L204 99H202L204 102H206L205 103V105H208V106H216L215 104H216V102H218V100L219 99H221V96H218V95H216V94H214V93H211V92H207L206 94ZM246 93H254V91H247ZM75 95V97H72V95ZM101 94H103V93H101ZM108 94V93H107ZM110 94V93H109ZM119 94V93H118ZM126 94V93H125ZM191 94V93H190ZM200 94V93H199ZM94 95H95V93H94ZM99 95V94H98ZM149 95V96H148ZM259 95V94H258ZM40 96V95H39ZM47 96H48V98H47ZM96 96H97V94H96ZM108 96V95H107ZM127 96H129V95H127ZM126 96V97H127ZM148 96V97H147ZM62 97V96H61ZM105 97V96H104ZM126 97H125V99H126ZM130 97V96H129ZM228 97V96H227ZM230 97V96H229ZM233 97V96H232ZM67 98V99H68ZM111 98V97H110ZM124 98V97H123ZM131 98V97H130ZM130 98H128V100L130 99ZM148 98V99H147ZM202 98V97H201ZM62 99V98H61ZM124 99V100H125ZM134 99V98H133ZM152 99V98H151ZM150 99V100H151ZM157 99V98H156ZM172 99H174V98H172ZM223 99V98H222ZM221 99V100H222ZM63 100V99H62ZM78 100V99H77ZM93 100H96V99H93ZM123 100V102L125 103V101ZM127 100V102H129ZM154 100V99H153ZM175 100V99H174ZM241 100V99H240ZM84 101V100H83ZM103 101V100H102ZM122 101V100H121ZM155 101V100H154ZM157 101V100H156ZM162 101H166V100H162ZM196 101V100H195ZM220 101V100H219ZM248 101V100H247ZM250 101V100H249ZM248 101V102H249ZM260 101V100H259ZM262 101V100H261ZM9 102H11V101H9ZM13 102V101H12ZM11 102V103H12ZM77 103H78V101H76ZM97 102V101H96ZM100 102V101H99ZM104 103H105V105L106 106H108V105H111V102L112 101H109V100H104L103 101ZM117 102V101H116ZM122 102V103H123ZM142 102V101H141ZM147 102V101H146ZM150 102V101H149ZM167 102V101H166ZM171 102H173V101H171ZM174 102H177V101H174ZM242 102V101H241ZM241 102H240V104H241ZM254 101H252L251 103H253ZM15 104H16V102H14ZM66 103V102H65ZM70 103V102H69ZM84 103V102H83ZM86 103H87V101H86ZM85 103V104H86ZM168 104H169V102H167ZM184 103V102H183ZM202 104H204L203 102H201ZM9 104V103H8ZM7 104V105H8ZM62 104V103H61ZM92 104H93V102H92ZM96 104V103H95ZM97 104H99V103H97ZM126 104V103H125ZM147 104V103H146ZM151 104V103H150ZM156 104V103H155ZM159 104H161V103H159ZM163 104H165L164 102H163ZM178 104V103H177ZM190 104V103H189ZM196 104V103H195ZM244 104H248V103H244ZM40 105V104H39ZM73 105V104H72ZM94 105V104H93ZM114 105V104H113ZM119 105V104H118ZM144 105V104H143ZM170 105H171V103H170ZM230 105V104H229ZM10 106V105H9ZM24 106H25V104H24ZM67 106V105H66ZM115 106V105H114ZM120 106H122V105H120ZM125 106V105H124ZM166 106V105H165ZM173 106H174V104H173ZM192 106V105H191ZM199 106V105H198ZM256 106V105H255ZM8 107V106H7ZM168 107H169V105H168ZM175 107V106H174ZM230 107V106H229ZM249 107V106H248ZM252 107V106H251ZM43 108H47V110H45V109H43ZM126 108V107H125ZM131 108V107H130ZM133 108V107H132ZM171 108V107H170ZM177 108V107H176ZM198 108V107H197ZM202 107H200V109H201ZM1 110L3 109V108H0ZM71 109V108H70ZM81 109V108H80ZM108 109V108H107ZM113 109H114V107H113ZM117 109V108H116ZM129 109V108H128ZM135 109V108H134ZM172 109V108H171ZM182 109V108H181ZM251 109V108H250ZM40 110H43V111H41L40 112ZM82 110V109H81ZM123 110H124V108H123ZM208 110V109H207ZM210 110V109H209ZM212 110V109H211ZM210 110V111H211ZM240 110V109H239ZM71 111H72V109H71ZM108 111V110H107ZM110 111V110H109ZM116 111V110H115ZM119 111V110H118ZM122 111V110H121ZM128 111V110H127ZM131 111V110H130ZM159 111V110H158ZM163 111V110H162ZM182 111V110H181ZM233 111V110H232ZM133 112V111H132ZM219 112V111H218ZM251 112V111H250ZM72 113H73V111H72ZM84 113V112H83ZM107 113H110V112H107ZM116 113H118V112H116ZM128 113V112H127ZM159 113H160V111H159ZM254 113V112H253ZM80 114V113H79ZM119 114V113H118ZM166 114H167V112H166ZM179 114H181V113H179ZM234 114V113H233ZM256 114V113H255ZM12 115H14V116H16L15 118H20L19 120H17V121H15V120H13V119H11L12 118ZM92 115V114H91ZM97 115H99V114H97ZM117 115V114H116ZM159 115V114H158ZM171 115V114H170ZM182 115V114H181ZM189 115V114H188ZM102 116V115H101ZM119 116L120 117H123V118H127L128 117V115L127 114H119ZM118 116V117H119ZM141 116V115H140ZM172 116V115H171ZM43 117V118H44ZM73 117V116H72ZM89 117V116H88ZM91 117V116H90ZM96 117H98V116H95V118ZM102 117H104V116H102ZM106 117V116H105ZM109 117V116H108ZM112 117H114V116H112ZM132 117V116H131ZM168 117V116H167ZM178 117V116H177ZM176 117V118H177ZM181 117V116H180ZM187 117V116H186ZM202 117V116H201ZM100 118V117H99ZM175 118V119H176ZM192 118V117H191ZM194 118V117H193ZM109 119V118H108ZM115 119V118H114ZM212 119H214L213 117H212ZM71 120V119H70ZM69 120V121H70ZM146 120V119H145ZM263 120V119H262ZM82 121V120H81ZM99 121V120H98ZM109 121V120H108ZM115 121V120H114ZM122 121H124V120H122ZM127 121V120H126ZM181 121H183V120H181ZM229 121V120H228ZM44 122H45V124H44ZM110 122V121H109ZM149 122V121H148ZM238 122V121H237ZM240 122H242V123H244V122H246V121H244V120H241ZM24 123H25V125H24ZM69 123V122H68ZM95 123V122H94ZM251 123V122H250ZM74 124V123H73ZM92 124V123H91ZM97 124V123H96ZM128 124V123H127ZM151 124V123H150ZM195 124V123H194ZM76 126H78V123H76L75 124ZM85 125V124H84ZM7 126V127H6ZM81 126V125H80ZM80 126H78V127H80ZM89 126V125H88ZM162 126V125H161ZM167 126V125H166ZM216 126V125H215ZM247 126V125H246ZM249 126V125H248ZM6 127V128H5ZM24 127H26L25 129H24ZM74 127V126H73ZM87 126H84V128H86ZM88 128V127H87ZM221 128V127H220ZM42 129V130H41ZM51 129V130H52ZM78 129V128H77ZM81 129H82V126H81ZM90 129V128H89ZM98 129V128H97ZM96 129V130H97ZM198 129V128H197ZM222 129V128H221ZM78 130H80V129H78ZM83 130V129H82ZM81 130V131H82ZM90 130H92V129H90ZM99 130V129H98ZM126 130V132H128V130L127 129H125ZM85 131V130H84ZM93 131H95V130H93ZM86 132V131H85ZM88 132V131H87ZM105 132V131H104ZM149 132V131H148ZM147 132V133H148ZM181 132V131H180ZM219 132V131H218ZM99 134V133H98ZM110 134V133H109ZM81 135V134H80ZM129 135V134H128ZM136 135V134H135ZM142 135H143V138H145V140L147 141V142H151V141H155V139L158 137V136H156V133H153L152 134V132H151V134H150V136H145V134L143 133H139V135H138V139L137 138H135V136H134V141L136 140V141H138V142H140L139 141V139L142 137ZM9 136H11V137H9ZM12 136H14V137H12ZM82 136V135H81ZM81 136H79V137H81ZM91 136V135H90ZM89 136V137H90ZM94 136V135H93ZM78 137V136H77ZM76 137V138H77ZM85 137V136H84ZM92 137V136H91ZM99 137V136H98ZM98 137H97V139H98ZM120 137V136H119ZM188 138H189V136H188ZM91 139V138H90ZM100 139H101V137H100ZM100 139H98V140H100ZM110 139V138H109ZM181 139V138H180ZM55 140L57 141L56 142V145H54V142H55ZM93 140V139H92ZM179 140V139H178ZM246 140V139H245ZM71 141H73V142H71ZM110 141V140H109ZM112 141V140H111ZM132 141V140H131ZM79 142V141H78ZM81 142V141H80ZM146 142V143H147ZM180 142V141H179ZM82 143H84V142H82ZM95 143V142H94ZM96 143H97V141H96ZM137 143V142H136ZM181 143V142H180ZM98 144V143H97ZM103 144H104V140H103ZM117 144H118V142H117ZM128 144V143H127ZM184 144V143H183ZM193 144V143H192ZM198 144V143H197ZM2 145V144H1ZM80 145H82V147L80 146ZM105 145V144H104ZM116 145V144H115ZM140 146L139 147H133L132 145H131V147L130 148H133V149H130L129 147H128V149H125L126 151H129V152H131V150L133 151V150H138V149H140V147H141V144H139ZM144 145H147V144H144ZM161 145V144H160ZM180 145V144H179ZM75 146H77V148L75 147ZM155 146H157V145H155ZM186 146H187V144H186ZM145 147V146H144ZM147 147V146H146ZM145 147V148H146ZM174 147V146H173ZM192 147V146H191ZM196 147V146H195ZM232 147V146H231ZM250 147V146H249ZM3 148V149H4ZM108 148V147H107ZM113 148V147H112ZM127 148V147H126ZM144 148V149H145ZM152 148H153V146H152ZM190 148V147H189ZM194 148V147H193ZM238 148V147H237ZM141 149H143V147L141 148ZM147 149V148H146ZM148 149H151V146L148 148ZM154 149V148H153ZM235 149V148H234ZM240 149V148H239ZM84 150H86V149H84ZM108 150H109V148H108ZM117 150V149H116ZM115 150V151H116ZM166 150V149H165ZM214 150V149H213ZM212 150V151H213ZM2 150H1V148H0V152H1ZM3 151V152H4ZM126 151H124V155H126L127 154V152ZM151 151V150H150ZM155 151V150H154ZM153 151V152H154ZM160 151V150H159ZM159 151H158V153H159ZM193 151V150H192ZM236 151H237V149H236ZM243 151V150H242ZM2 152V153H3ZM45 152V151H44ZM123 152V151H122ZM125 152H126V154H125ZM140 153L139 154H141V156H142V153L143 152H141V151H139ZM156 152H157V150H156ZM88 153V154H87ZM108 153H110V152H108ZM114 153V152H113ZM135 152H133V153H131L132 155L134 154ZM187 154H188V152H186ZM232 153V152H231ZM26 154L27 155H29L34 161H36L37 163L35 164V166H34V168L31 166V164H30V162L28 161V159L26 158ZM95 154V155H96ZM112 154V153H111ZM110 154V155H111ZM123 154V153H122ZM130 154V155H131ZM144 154V157H147V156H149L150 155V153L148 152V153H146V151H145V153H143ZM161 154V153H160ZM195 154H196V152H195ZM206 154V153H205ZM50 155V154H49ZM98 155V156H99ZM105 156H107V154H104ZM103 155V156H104ZM128 155H129V153H128ZM128 155H126V156H128ZM135 155V154H134ZM152 155V154H151ZM47 156H48V154H47ZM51 156V155H50ZM50 156H49V158H50ZM53 156V157H54ZM94 156V155H93ZM92 156V157H93ZM113 156V155H112ZM141 156H139L138 155V157L136 156V159L137 160H140L141 162H143L144 163V160H146V159H144V157H141ZM158 156V155H157ZM257 156V155H256ZM28 157V156H27ZM110 157V156H109ZM108 157V158H109ZM152 157V156H151ZM156 157V156H155ZM154 157V158H155ZM160 157V156H159ZM164 157V156H163ZM163 157H161V158H163ZM189 157V156H188ZM191 157V156H190ZM133 158H135V157H133ZM148 158V157H147ZM153 158V157H152ZM55 159V160H56ZM156 159V158H155ZM23 160V161H22ZM52 160V159H51ZM158 160H160V159H158ZM167 160V159H166ZM204 160H205V158H204ZM240 160V159H239ZM121 161V160H120ZM154 161V160H153ZM168 161V160H167ZM255 161V160H254ZM58 162V161H57ZM102 162V161H101ZM117 162V161H116ZM119 162V161H118ZM165 162V161H164ZM173 162V161H172ZM207 162V161H206ZM256 162V161H255ZM161 163V162H160ZM114 164V163H113ZM121 164V163H120ZM137 164V163H136ZM159 164V163H158ZM61 165V164H60ZM110 165V164H109ZM124 165V164H123ZM144 166H145V169L147 168V167H149L150 165H151V161L150 160H146L145 161V163L143 164ZM163 165V164H162ZM171 165V164H170ZM234 165V164H233ZM80 168H79V167ZM111 167H112V165H110ZM114 166V165H113ZM117 166H119V163H118V165ZM136 166H138V164L136 165ZM164 166V165H163ZM2 167H5V169H2ZM59 167V166H58ZM78 167V168H77ZM109 168V167H108ZM121 168V167H120ZM143 168V167H142ZM125 169V168H124ZM149 169H151V167L149 168ZM203 169V168H202ZM133 170V169H132ZM138 170V169H137ZM221 170V169H220ZM247 170V169H246ZM62 171V170H61ZM121 171V170H120ZM152 171H158L160 174L161 173H163V169H162V167H158L157 165L156 166H154V167H152ZM167 171V170H166ZM139 172V171H138ZM168 172V171H167ZM170 172V171H169ZM81 174V173H80ZM79 174V175H80ZM122 173H120L119 175H121ZM126 174V173H125ZM125 174L123 175L122 174V176L123 177H125ZM234 174V173H233ZM128 175V174H127ZM136 175V174H135ZM158 175V174H157ZM165 175V174H164ZM245 175V174H244ZM248 175V174H247ZM66 176V175H65ZM82 176V175H81ZM130 176V175H129ZM171 176V175H170ZM226 176V175H225ZM83 177V176H82ZM114 177V176H113ZM119 177H121V176H119ZM118 176H117V178H119ZM227 177V176H226ZM237 177V176H236ZM85 178V177H84ZM162 178H163V176H162ZM172 178H174L173 176H172ZM187 178V177H186ZM223 178V177H222ZM68 179H72V177H70V178H68ZM78 179H80V178H78ZM168 179V178H167ZM166 179V180H167ZM178 179V178H177ZM208 179V178H207ZM237 179H238V177H237ZM241 179V178H240ZM255 179V178H254ZM119 180H120V178H119ZM122 180V179H121ZM120 180V181H121ZM149 180V179H148ZM169 180V179H168ZM172 180V179H171ZM178 180H180V179H178ZM177 180V181H178ZM188 180V179H187ZM191 180V179H190ZM203 180V179H202ZM257 180H258V178H257ZM260 180V179H259ZM258 180V181H259ZM264 180V179H263ZM262 180V181H263ZM74 181V180H73ZM72 181V182H73ZM81 181H83V180H81ZM115 181V180H114ZM185 181V180H184ZM214 181V180H213ZM239 181V180H238ZM237 181V182H238ZM240 181H242V179L240 180ZM250 181V180H249ZM154 182V181H153ZM206 182V181H205ZM217 182V181H216ZM244 181H242V183H239L238 182V188H240L241 190H243V191H247L249 188H251V187H245L244 186V183H243ZM251 182V181H250ZM254 182H257V181H254L253 180V183ZM121 183V182H120ZM186 183H188V182H186ZM246 183V182H245ZM247 183H249V182H247ZM252 183V184H253ZM208 184V183H207ZM243 184V185H242ZM251 184V183H250ZM249 184V185H250ZM256 184V183H255ZM259 184V183H258ZM263 184V183H262ZM75 185V184H74ZM73 185V186H74ZM123 185V184H122ZM126 185H127V183H126ZM248 185V186H249ZM254 185V184H253ZM78 186H80V185H78ZM123 186H125V185H123ZM122 186V187H123ZM222 186V185H221ZM251 186V185H250ZM25 187V186H24ZM117 187H119V185L117 186ZM127 187H129V185H127ZM223 187V186H222ZM20 188H21V185H20ZM75 188H77V187H75ZM98 188V187H97ZM120 188H121V185H120ZM119 188V189H120ZM224 188V187H223ZM237 188V189H238ZM248 188V189H247ZM93 189H95L94 187H93ZM127 189V188H126ZM125 189V190H126ZM165 189V188H164ZM77 190V191H76ZM122 190H124V188L122 189ZM124 190V191H125ZM138 190V189H137ZM167 190H169V189H167ZM188 190V189H187ZM208 190V189H207ZM239 190V189H238ZM98 191V190H97ZM149 191L151 192V190L149 189ZM154 191V190H153ZM84 192V191H83ZM105 192V191H104ZM139 192V191H138ZM155 192V191H154ZM153 192V193H154ZM169 192V191H168ZM240 192V191H239ZM156 193L157 192H155V195H156ZM159 193V192H158ZM193 193V192H192ZM85 194H87V193H85ZM92 194V193H91ZM120 194V193H119ZM126 194V193H125ZM124 194V195H125ZM144 194V193H143ZM211 194H212V192H211ZM246 194V193H245ZM92 195H94V194H92ZM98 195H99V193H98ZM101 195V194H100ZM106 196H107V193L105 194ZM109 195H110V192H109ZM127 195V194H126ZM162 197L165 195V194H163V192L160 194ZM240 195V194H239ZM241 195H242V197H241V199L243 200V204H245V205H247V207H249V208H251V206H256L257 205V203H256V201H255V199L253 200V199H251V197L249 198L248 197V195L246 196V195H244L243 193H241ZM83 198H82V197ZM114 196H115V194H114ZM229 196V195H228ZM92 197V196H91ZM101 196H97V198H100ZM108 197H111V196H108ZM117 197V196H116ZM124 197V196H123ZM141 197V196H140ZM120 198V197H119ZM128 198V197H127ZM135 198V197H134ZM146 198V197H145ZM62 199H65V204L63 203V202H61L62 201ZM91 199H93V198H91ZM95 199H96V197H95ZM95 199H93L92 201H95ZM124 199V198H123ZM138 199H141V198H139V196H138ZM148 199V198H147ZM147 199H143V200H145L146 201V203H147ZM162 199V198H161ZM163 199H165L164 197H163ZM170 199V198H169ZM205 199V198H204ZM102 200V198H100L99 199V201H95V202H98V206L100 207V208H107L108 207V203L106 202V201H101ZM111 200H112V197H111ZM119 200V199H118ZM235 200H237V199H235ZM83 201H85L84 199H83ZM164 201V200H163ZM228 201V200H227ZM239 201V200H238ZM86 202V201H85ZM95 202H93V203H95ZM118 202V201H117ZM141 202V201H140ZM144 202V201H143ZM142 202V203H143ZM173 202V201H172ZM230 202V201H229ZM237 202V201H236ZM235 202V203H236ZM240 202V201H239ZM87 203V202H86ZM93 203H87L88 204V206L90 205V204H93ZM111 203L112 204H114V200L113 201H111ZM134 203V202H133ZM132 203V204H133ZM145 203V204H146ZM232 203V202H231ZM230 203V204H231ZM111 204V205H112ZM119 204H120V202H119ZM127 204H128V201H127ZM132 204H130V205H128L129 207L130 206H132ZM139 204H141V203H139ZM161 204H163V206L165 205L164 204V202L163 203H161ZM192 204V203H191ZM238 205H236V204H234V205H236V206H239V204L240 203H237ZM95 205V204H94ZM93 205V206H94ZM110 205V204H109ZM115 205V204H114ZM118 205V204H117ZM122 205V204H121ZM124 205V204H123ZM137 205V204H136ZM143 205V204H142ZM217 205V204H216ZM227 205V204H226ZM244 205V206H245ZM96 206V205H95ZM119 206V205H118ZM117 206V207H118ZM133 206H134V204H133ZM145 206V205H144ZM144 206H141V208L142 207H144ZM175 206H178V205H176L175 203H167V212L163 215L162 214V212L160 211V210H157V211H153V215H154V217L153 218H155L154 220H152L155 224L156 223H159L160 225L159 226H156V227H158L159 229H160V226L162 225V223H166V224H168L169 225V223H173V222H170L169 220H165V218H169V216H173V217H176V213L174 214L173 213V211H171V210H169V209H175ZM230 206V205H229ZM48 207V208H47ZM77 207H79V206H77ZM138 207V206H137ZM137 207H136V209H137ZM147 207V206H146ZM228 207V206H227ZM240 207V206H239ZM72 208H74V209H72ZM132 208L133 207H131L130 209H131V211H132V215H133V212L135 211H133L132 210ZM139 208V207H138ZM140 208V209H141ZM235 208V207H234ZM242 208V207H241ZM245 208H246V206H245ZM244 208V209H245ZM252 208H255L254 210L256 211V207H252ZM84 209V208H83ZM135 209V208H134ZM139 209V210H140ZM219 209V208H218ZM221 209V208H220ZM243 209V210H244ZM246 209H248V208H246ZM245 209V210H246ZM38 210V209H37ZM40 210V211H41ZM64 210L66 211V213L64 214ZM113 212H118V214L119 213H121V215L123 214V210H122V212L120 211V209L118 210V209H116L115 208V206L113 207ZM116 210V211H115ZM147 210H149V209H147ZM39 211V210H38ZM52 211V210H51ZM80 211H83V210H80ZM104 211V214H105V217H106V221H107V224L108 225H110L111 227H113L114 229H115V231L119 234V235H122V237H123V235L125 234L124 233V230H122L121 229V227L120 226H125V227H127V225H126V223H124V222H127V217L123 214L122 216H117V213H111L110 214V216H109V213L106 211V210H103ZM110 211H111V208H110ZM163 211H164V207H163ZM169 211H170V213L171 214H167V213H169ZM221 211V210H220ZM222 211H224V209L222 210ZM221 211V212H222ZM248 211V210H247ZM255 211H253V212H255ZM258 211V210H257ZM85 212H86V209H85ZM90 212V211H89ZM112 212V211H111ZM138 212V211H137ZM46 213H44V214H46ZM49 213V212H48ZM79 213V212H78ZM81 213V212H80ZM87 213V212H86ZM103 213V212H102ZM102 213H100V216L102 217V218H105L104 216H102ZM136 213V212H135ZM147 213V212H146ZM178 213V212H177ZM227 213V212H226ZM233 213H235L234 211L232 212V214ZM240 213H241V211H240ZM74 214H76V212L74 213ZM139 214H141V212L139 213ZM213 214H215V213H213ZM228 214V213H227ZM247 214H249V213H247ZM254 214H256V212L254 213ZM42 215V214H41ZM220 215V214H219ZM241 215V214H240ZM246 215V214H245ZM50 216V215H49ZM49 216H47L46 217V215H45V218H48ZM61 216V218L59 219V217ZM85 216V215H84ZM93 216V215H92ZM98 216V215H97ZM136 216V215H135ZM152 216V215H151ZM150 216V217H151ZM216 216V215H215ZM254 216V215H253ZM82 217V216H81ZM142 217V216H141ZM162 218V219H156V218ZM173 217H170V218H173ZM211 217H213V216H211ZM223 217V216H222ZM247 217V216H246ZM245 217V218H246ZM1 218H3V217H0V236H1V238L3 239L4 237H3V234H2V231H1ZM51 218V217H50ZM134 219H135V217H133ZM132 218V219H133ZM138 218V217H137ZM142 218H144V217H142ZM164 218V219H163ZM184 218V217H183ZM186 218V217H185ZM184 218V219H185ZM215 218H218V217H215ZM228 218V217H227ZM231 218V217H230ZM234 218V217H233ZM242 218H243V216H242ZM251 218V217H250ZM21 219V218H20ZM80 219V218H79ZM78 219V220H79ZM96 219V218H95ZM98 219H100V218H98ZM129 219V218H128ZM133 219V220H134ZM140 219V218H139ZM181 219V218H180ZM225 219V218H224ZM239 219V218H238ZM15 220V221H16ZM48 220V219H47ZM66 220V219H65ZM82 220H83V217H82ZM81 220V221H82ZM88 219L86 218V221H87ZM91 220V219H90ZM104 220V219H103ZM102 219H101V221H103ZM148 220V219H147ZM178 220V219H177ZM226 220V219H225ZM239 220H242L241 219V217H240V219ZM238 220V221H239ZM246 220V219H245ZM74 221H76V220H74ZM80 221V220H79ZM79 221H77V222H79ZM85 221V220H84ZM138 221V220H137ZM149 221V220H148ZM219 221V220H218ZM249 221V220H248ZM18 222V221H17ZM16 222V223H17ZM66 222V221H65ZM104 222V221H103ZM135 222V221H134ZM145 222V221H144ZM176 222V221H175ZM230 222V221H229ZM240 222V221H239ZM243 222V220L241 221V223ZM250 222V221H249ZM51 223V224H52ZM106 223V222H105ZM136 223V222H135ZM153 223V224H154ZM209 223V222H208ZM244 223V222H243ZM256 223V222H255ZM86 224V223H85ZM103 224V223H102ZM102 224H101V222H99V221H97L96 220V224H95V227L96 228H100V231H102V232H104V236H105V238H107L108 239V241H109V245L110 246H114V244H118V246L116 247V248H114V247H112L111 248V250L110 251H112V253H114V256H113V260L115 261H113L114 263H116V260H117V262L119 261L118 259H120V261L122 262V259L124 258V256L125 255H127L128 256V250H127V247H125L124 248V246H122L121 245V248H120V246H119V243L118 242H120V240L118 239V235H113L114 233L113 232H115V231H112V229L113 228H110L109 226H102ZM142 224V223H141ZM199 224V223H198ZM230 224H232V223H230ZM257 224V223H256ZM138 225V224H137ZM135 226V229H134V225L133 226H131V228H130V230H132L133 232H135L136 231V229H137V227L138 226ZM227 225H229V224H227ZM232 225H235V223H233ZM3 226V225H2ZM140 227H141V229H142V226L141 225H139ZM163 226V225H162ZM167 226V225H166ZM176 226V225H175ZM210 226H211V223H210ZM4 227V226H3ZM36 227V226H35ZM72 227V226H71ZM178 227H179V225H178ZM207 227H208V224H207ZM220 227V226H219ZM228 227V226H227ZM255 227V226H254ZM10 228V227H9ZM205 228V227H204ZM210 228V227H209ZM226 228V227H225ZM235 228V227H234ZM72 229V228H71ZM76 229H77V232H76V234H79V235H81L82 234V232H81V228L78 226V225H76ZM113 229V230H114ZM159 229H158V231H159ZM177 229V228H176ZM183 229V228H182ZM219 229V228H218ZM222 229V228H221ZM226 229H228V228H226ZM229 229H231V228H229ZM228 229V230H229ZM254 229H258V228H254ZM44 230V229H43ZM63 230V229H62ZM66 230V229H65ZM75 230V229H74ZM212 230V229H211ZM215 230V229H214ZM223 230V229H222ZM232 231H233V229H231ZM73 231V230H72ZM96 231V230H95ZM221 231V230H220ZM91 232V231H90ZM108 232H109V234H108ZM175 232V231H174ZM188 232V231H187ZM190 232V231H189ZM188 232V233H189ZM195 232V231H194ZM202 232V231H201ZM224 232V231H223ZM237 232V231H236ZM62 233V232H61ZM100 233V232H99ZM124 233V234H123ZM144 234H145V237H146V235L148 234L147 232H143ZM153 233V232H152ZM164 233V232H163ZM178 233V232H177ZM199 233V232H198ZM208 233V232H207ZM206 233V234H207ZM212 233V232H211ZM233 233V232H232ZM259 233V232H258ZM55 234V233H54ZM66 234V233H65ZM142 234V233H141ZM175 234V233H174ZM194 234H196V233H194ZM202 234V233H201ZM210 234V233H209ZM215 234V233H214ZM6 235H9V234H6ZM5 235V236H6ZM72 235V234H71ZM131 235V234H130ZM186 235H187V233H184V236L186 237ZM12 236V235H11ZM51 236V235H50ZM103 236V237H104ZM175 236V235H174ZM193 236V235H192ZM210 236V235H209ZM212 236V235H211ZM124 237H126L125 235H124ZM168 237V236H167ZM184 237V238H185ZM188 237H189V234H188ZM218 237V236H217ZM229 237H233V236H229ZM13 236L12 237H8V238H4V239H6V241H4L3 242V240H1L2 241V243H3V245H6V244H10L11 245V242L13 241ZM50 238V237H49ZM150 238H152L151 236H150ZM149 238V239H150ZM209 238V237H208ZM235 239H236V236L234 237ZM73 239V238H72ZM71 239V240H72ZM147 239V238H146ZM180 239V238H179ZM186 239V238H185ZM184 239V240H185ZM219 239V238H218ZM231 239H233V238H231ZM12 240V241H11ZM93 240V239H92ZM210 240V239H209ZM209 240H207L206 242H208ZM214 240V239H213ZM215 240H217V239H215ZM222 240V239H221ZM221 240H220V242H221ZM226 241H227V239H225ZM238 240V239H237ZM73 241V240H72ZM75 241L76 242H80V244L79 245H81V244H83L84 242H83V240L81 239V237H77V238H75ZM198 241V240H197ZM228 241H230V240H228ZM236 241V240H235ZM250 241V240H249ZM252 241V240H251ZM89 242V241H88ZM124 242V241H123ZM200 242V241H199ZM203 242V241H202ZM231 242V241H230ZM5 243V244H4ZM50 243L52 244V242H51V240H50ZM86 243H87V241H86ZM99 243V242H98ZM145 243V242H144ZM204 243V242H203ZM210 243V242H209ZM219 243V242H218ZM232 243V242H231ZM238 243V242H237ZM247 243V242H246ZM35 244V243H34ZM50 244V245H51ZM124 245H125V243H123ZM204 244H206V243H204ZM211 244V243H210ZM213 244V243H212ZM215 244V243H214ZM217 244V243H216ZM36 245V244H35ZM219 245V244H218ZM217 245V246H218ZM230 245V244H229ZM52 246V245H51ZM116 246V245H115ZM149 246V245H148ZM201 246H202V244H201ZM228 246V245H227ZM3 247V246H2ZM2 247H0V264H9L10 263V259L8 258V256L6 257L5 256V253H4V251L2 250ZM6 247V246H5ZM43 247V246H42ZM147 247V246H146ZM203 247V246H202ZM213 247H214V245H213ZM216 247V246H215ZM231 247V246H230ZM7 248V247H6ZM52 249H50L49 250V252L48 253H45V255L44 254H42V255H44V256H46V257H44V259H46V258H48L47 257V254H49L48 256H49V258L51 257L52 259L54 258V260L57 258H59L58 256H61L60 254L61 253H59V251L60 250H62V249H60V250H58L57 249V246H54L53 245V247H51ZM120 248V249H119ZM189 248V247H188ZM5 249V248H4ZM41 249V248H40ZM83 249H85V248H83ZM91 249V248H90ZM161 249H163V248H161ZM197 249V248H196ZM215 249V248H214ZM229 249V248H228ZM67 250V249H66ZM114 250H116V251H114ZM208 250V249H207ZM230 250H232V249H229V251ZM237 250V249H236ZM240 250H242V248L240 249ZM38 251H40L41 252V250H38ZM103 251V250H102ZM176 251V250H175ZM233 251V250H232ZM261 251V250H260ZM61 252H63V251H61ZM148 252V251H147ZM262 252V251H261ZM117 253L119 254V256H120V254H121V256H120V258H118L117 257ZM198 253V252H197ZM208 253V252H207ZM211 253V252H210ZM16 254H18V252H16ZM37 254V253H36ZM39 254V253H38ZM90 254V253H89ZM131 254V253H130ZM243 254V253H242ZM257 254V253H256ZM261 254V253H260ZM263 254V253H262ZM19 256H20V254H18ZM17 255V256H18ZM215 255V254H214ZM217 255H218V253H217ZM258 255V254H257ZM10 256V255H9ZM14 256H16V255H14ZM30 256H32V255H30ZM37 256H40V255H37ZM211 256H213V255H211ZM242 256V255H241ZM259 256V255H258ZM11 257V256H10ZM34 257V256H33ZM32 257V258H33ZM77 257V256H76ZM91 257H92V255H91ZM129 257V256H128ZM155 257V256H154ZM163 257V256H162ZM209 257V256H208ZM218 257H219V255H218ZM235 257V256H234ZM252 257V256H251ZM257 257V256H256ZM255 257V258H256ZM48 258V259H49ZM78 258V257H77ZM93 258V257H92ZM161 258V257H160ZM221 258V257H220ZM264 258V257H263ZM263 258H261V259H263ZM42 259V258H41ZM48 259L46 260V261H48ZM28 260H30L31 261V259H29L28 258ZM72 260V259H71ZM77 260V259H76ZM92 260V259H91ZM129 260V259H128ZM193 260V259H192ZM249 260V259H248ZM264 260V259H263ZM39 261V260H38ZM37 261V262H38ZM45 260H43V262H44ZM46 261L44 262V264L46 263ZM59 261V260H58ZM105 261V260H104ZM104 261H102V262H104ZM130 261V260H129ZM163 261V260H162ZM201 261V260H200ZM211 261H213V260H211ZM43 262H41V264L43 263ZM215 262V261H214ZM32 264H33V262H31ZM50 263V262H49ZM57 263V262H56ZM81 263V262H80ZM129 263V262H128ZM132 263V262H131ZM213 263V262H212ZM38 264V263H37ZM58 264V263H57ZM68 264V263H67ZM82 264V263H81ZM89 264H91V263H89ZM94 264V263H93ZM105 264H106V261H105ZM119 264V263H118ZM214 264V263H213Z\"/></svg>",
    "mask_w": 264,
    "mask_h": 264
}]
</instances>
